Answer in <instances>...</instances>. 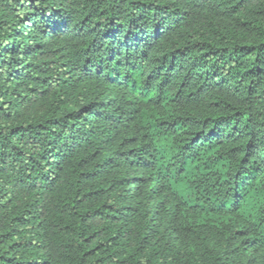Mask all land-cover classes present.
I'll return each mask as SVG.
<instances>
[{"label":"trees","instance_id":"16d2710c","mask_svg":"<svg viewBox=\"0 0 264 264\" xmlns=\"http://www.w3.org/2000/svg\"><path fill=\"white\" fill-rule=\"evenodd\" d=\"M0 264H264V0H0Z\"/></svg>","mask_w":264,"mask_h":264}]
</instances>
